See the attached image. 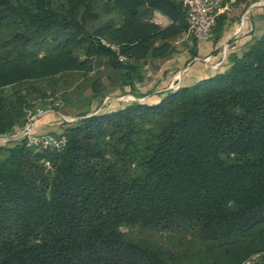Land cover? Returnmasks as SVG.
<instances>
[{
    "label": "trees",
    "instance_id": "trees-1",
    "mask_svg": "<svg viewBox=\"0 0 264 264\" xmlns=\"http://www.w3.org/2000/svg\"><path fill=\"white\" fill-rule=\"evenodd\" d=\"M185 29L182 0H0V136L59 87L56 57L94 75ZM226 59L157 100L78 114L61 149L0 146V264L264 263V26Z\"/></svg>",
    "mask_w": 264,
    "mask_h": 264
},
{
    "label": "crops",
    "instance_id": "crops-1",
    "mask_svg": "<svg viewBox=\"0 0 264 264\" xmlns=\"http://www.w3.org/2000/svg\"><path fill=\"white\" fill-rule=\"evenodd\" d=\"M231 10L226 12V18L221 17L223 13L218 17L220 25L216 27V32L214 31L210 40L198 42L187 38L180 44H176V41L184 35V31L175 33L174 36L165 38L163 41L160 39L157 42L159 45L169 42L170 46L142 66V74L132 80V89L125 88L126 92L120 96L106 97L107 103H104L105 106L101 109L123 106L134 100L154 101L161 96V93L172 87L190 85L200 77L221 70L227 55L240 50L241 45L250 38L253 28L251 21L247 25L243 16L237 19L238 13L234 10L229 12ZM230 14L231 17H229ZM154 16L163 20L161 28L169 25L167 17L162 13L155 12ZM221 46L223 50L220 49ZM194 52L197 54L192 56ZM125 59L124 57L123 61ZM49 123L46 118H38L33 123V131L52 134L54 129ZM261 258L259 257L257 264H264Z\"/></svg>",
    "mask_w": 264,
    "mask_h": 264
},
{
    "label": "rangeland",
    "instance_id": "rangeland-1",
    "mask_svg": "<svg viewBox=\"0 0 264 264\" xmlns=\"http://www.w3.org/2000/svg\"><path fill=\"white\" fill-rule=\"evenodd\" d=\"M224 2L226 9L221 17L226 18V12L232 9L229 12H233V10L237 12V19L243 16L247 25L250 21L252 22L255 28V34L264 26V0H224ZM231 16L230 14L229 17ZM219 25L220 22L218 23L217 20L213 29V35L216 27ZM125 31H137L135 19L130 18L127 20ZM157 42L155 43L156 45L159 44ZM220 49L223 50V47L221 46ZM196 54L194 52L192 56ZM56 59V61L52 60L50 63H47L46 67H59L56 75L53 73L51 76L61 80L59 87L52 93L51 98L45 96L31 103L30 107L33 110L36 108H42L44 110V113L36 116L34 121L38 118H46L49 120L51 128L54 129L52 134L55 135L61 133L63 127L68 122L76 119L78 114H90L91 112L100 110L105 106L103 104L107 103L105 102L106 97L120 96L126 92L125 88L132 89V80L142 74V66L146 62L151 61L149 55L146 58L140 57L138 59L131 57L129 58L128 63L130 65L128 66L120 65L118 69L107 68L93 75L89 72L88 68L93 61L86 63L87 65L85 66H79L78 64L71 63V59L64 55L56 57ZM52 100L58 102V105H54ZM27 122L28 120L26 118L25 124ZM19 130L17 129L14 134L9 135L11 137L10 140L4 143L6 147H12L21 140V138L13 139V136Z\"/></svg>",
    "mask_w": 264,
    "mask_h": 264
},
{
    "label": "built area",
    "instance_id": "built-area-1",
    "mask_svg": "<svg viewBox=\"0 0 264 264\" xmlns=\"http://www.w3.org/2000/svg\"><path fill=\"white\" fill-rule=\"evenodd\" d=\"M182 7L186 29L184 35L176 41V44H180L182 40L187 38L198 42L210 40L218 17L226 9L224 0H182ZM152 20L159 26L163 24L161 18L154 16ZM166 20L167 23H171L168 17ZM119 60L123 61L124 57L119 56ZM52 102L54 105H58V102H54V100ZM43 113L44 110L42 108H36L35 110L27 109L26 118L28 122L13 136V139H25L28 146L35 148H63L66 144V137L63 134L55 135L51 133H36L33 131L34 118ZM10 138L9 135L0 136V146L5 145L4 143L9 141ZM44 165L49 168L50 162L45 160ZM259 257L260 254H253L245 258L240 264H256Z\"/></svg>",
    "mask_w": 264,
    "mask_h": 264
}]
</instances>
